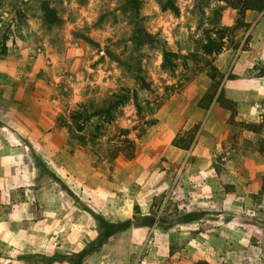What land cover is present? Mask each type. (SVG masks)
<instances>
[{"label": "rangeland", "instance_id": "obj_1", "mask_svg": "<svg viewBox=\"0 0 264 264\" xmlns=\"http://www.w3.org/2000/svg\"><path fill=\"white\" fill-rule=\"evenodd\" d=\"M174 1L178 12L163 10L164 0L138 1L151 37L137 45L130 0H0V169L10 149L17 174L11 187L0 184V264L27 254L31 264H72L83 248L84 264H264V189L250 193L233 175L205 188L207 168L197 181L175 182L179 163L156 149L163 105L200 74H222L219 52L205 54L202 43L212 36L221 51L246 48L264 0ZM164 49L178 54L172 68L162 65ZM122 88L136 92L139 108L130 99L114 120L72 128L70 111L103 106ZM11 107L20 121L14 138L1 115ZM253 130L264 133V123ZM135 204L157 222L94 249L98 217L132 218Z\"/></svg>", "mask_w": 264, "mask_h": 264}, {"label": "crops", "instance_id": "obj_2", "mask_svg": "<svg viewBox=\"0 0 264 264\" xmlns=\"http://www.w3.org/2000/svg\"><path fill=\"white\" fill-rule=\"evenodd\" d=\"M246 38L248 42L246 48L226 47L215 55L213 62L218 71L223 74L219 90L222 89L224 96L235 103L234 119H231V111L222 107L216 100H213L207 108L197 105L211 84V79L206 73L189 81L185 90L178 95H173L167 101V105H163L161 109L159 117L165 131L162 135L163 141L159 143H163L164 146L160 148L159 143L156 142V149L170 161L179 163L175 182L197 181L194 174L205 173V170L198 169L207 168L211 174L209 179L204 180L205 188L213 182L212 178L218 176H221L225 183H233V175L237 177L235 180L244 184L250 193H258L262 190L264 156L259 151L258 139L259 134L264 135V133L239 127L235 123L251 125L264 123V77L259 75L256 67L259 62L261 64L264 62V14L257 17L244 40ZM4 105L3 102L0 103V110L4 109ZM13 111L14 107H11L5 113H1L11 127L7 130L12 138L16 133L12 128L20 126L19 116ZM195 123L200 125L188 149L172 144L177 134L183 133ZM9 151L10 149L4 153L1 165L3 170L0 169V175H2L0 184L5 182L6 187H11L12 183L9 182L17 176V174L15 177L13 175L12 157ZM216 168H221V171H217ZM224 168L227 169H225L226 172H229L226 174L228 176L226 180L221 175ZM140 212L143 213L144 210ZM145 227L146 225L141 224L140 221H134L127 230L137 228L145 231ZM122 231L112 234L107 241H111ZM13 262L31 264L33 257L27 254ZM197 262L199 260L195 259L191 264H197ZM84 263L85 260L82 264Z\"/></svg>", "mask_w": 264, "mask_h": 264}, {"label": "trees", "instance_id": "obj_3", "mask_svg": "<svg viewBox=\"0 0 264 264\" xmlns=\"http://www.w3.org/2000/svg\"><path fill=\"white\" fill-rule=\"evenodd\" d=\"M139 0H130V6L133 10V21H134V32L132 35V39L137 45L144 44L151 35L145 32L138 21V8H139ZM256 6V5H254ZM263 6V5H262ZM262 6H256L257 8H261ZM41 10L45 19L49 24L55 23L58 20L56 12L53 8L49 6L46 1L41 2ZM163 10H171L173 12H178V6L176 5L174 0H164L162 4ZM3 48V53H5V48ZM201 49L205 54L212 55L221 51L222 46L217 42L216 38L212 36H208L207 40L202 43ZM163 61L162 65L168 68H172L175 65L174 58L178 57V54L164 49L163 52ZM215 68L208 73V76L211 79V84L209 89L205 92V94L201 97L197 105L202 108H207L213 100L219 102V104L231 111V117L236 113L235 103L230 99H227L224 96L223 90L220 89L221 79L223 74L218 78L217 74H215ZM258 73L260 76L264 77V62L259 67H257ZM133 100L135 106L139 108L138 96L135 91L130 93L128 88H122L121 91L114 93L108 102L99 107H90L86 103H80L75 109L70 111L69 119L71 121L72 128L76 132H81L85 129L86 124L90 122L94 118H101L103 121L110 122L115 119L117 111L119 107L125 105ZM244 127L249 129H254L255 125L241 123ZM198 131V126H193L190 130H185L183 133L177 134L172 140V144L183 149H188L194 141L196 133ZM259 151L264 156V139H261L259 142ZM262 189H264V184ZM134 215L132 218H126L124 220H118L116 222H111L106 220L103 217H98V221L100 223V234L95 240L94 249H99L104 243L107 242L108 238L119 231L125 230L131 226L133 220H139L141 224L146 226H152L157 222L156 215L151 213L149 215H141L139 206L135 204L133 206ZM90 253L88 249H81L77 252L70 262L72 264H81L84 257Z\"/></svg>", "mask_w": 264, "mask_h": 264}]
</instances>
